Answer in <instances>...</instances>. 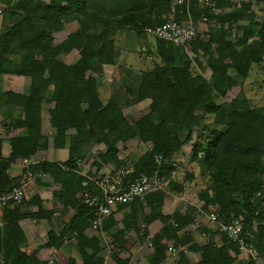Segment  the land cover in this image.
I'll return each mask as SVG.
<instances>
[{
  "label": "trees",
  "instance_id": "16d2710c",
  "mask_svg": "<svg viewBox=\"0 0 264 264\" xmlns=\"http://www.w3.org/2000/svg\"><path fill=\"white\" fill-rule=\"evenodd\" d=\"M171 3L0 0V76L29 81L24 93H0V193L25 189L28 176L39 173L50 179H37L39 188H59L49 208L38 194H26L19 205L0 207V264H47L39 251L27 250L21 223L51 221L59 213L66 217L62 228L51 229L42 248L66 254L67 264H79L71 247L81 264H130L131 239L150 244L148 264H168L170 248L178 251L175 264H192L187 252L198 255L196 264H257L252 257L240 262L238 245L202 224L210 213L224 224L242 219L247 246L264 257V105L251 106L244 97L228 100L252 77L254 68L264 72V21L258 22L252 10L264 7V0H216L217 12L197 1L188 9L178 7L173 18L180 23L208 21L205 32L183 47L144 33L171 19ZM72 24L77 29L56 45L55 34ZM128 33L156 41L146 58L142 56L151 67L126 69L125 80L104 102L95 74L126 60L121 45ZM73 54L77 59L66 63L63 58ZM194 65L201 71L206 67L209 77L196 73ZM46 105H52L48 123L55 131L53 147L67 149L69 157L24 167V160L37 157L41 145L49 143L43 130ZM128 143L150 145V150L122 161L118 145ZM90 145L103 146L105 152L94 157L87 151ZM188 145L191 170L182 169V178L175 159ZM83 161L91 162L90 171L125 166L133 171L130 179L158 173L169 184L142 201L115 208L96 233L91 227L96 212L81 203L86 191L79 168ZM20 166V174L10 176ZM196 180L201 182L197 199L202 207L166 214L164 199L181 196L185 184ZM117 215L123 217V228H115ZM158 223V232L151 236L147 228ZM196 233L209 239L198 241ZM106 250L109 263L102 257ZM123 252L130 256L122 259Z\"/></svg>",
  "mask_w": 264,
  "mask_h": 264
},
{
  "label": "rangeland",
  "instance_id": "374dc122",
  "mask_svg": "<svg viewBox=\"0 0 264 264\" xmlns=\"http://www.w3.org/2000/svg\"><path fill=\"white\" fill-rule=\"evenodd\" d=\"M235 2H240L242 0H234ZM0 9H2V5H0ZM253 12L255 14L256 20L258 22H263L264 21V7L259 6V7H253ZM242 24H247V21L242 22ZM1 26H2V17L0 14V32H1ZM77 29L76 24L72 25H67L66 31L60 34H55V44L58 45L61 42H63L67 35L74 32ZM206 26L203 24L202 26V31L205 32ZM127 36V37H126ZM122 47L124 49V52L126 54V60H123L124 62H121L118 66L116 67H103L101 72L98 74H95L96 77L99 78V83H100V89L99 93L101 96L102 101H106L107 97H110L111 94L115 92L116 87H120V83L125 80L127 74H126V69L131 68L133 70H136V67L139 70H145V69H150V64H147L149 61L147 60H142L146 58L148 51H150V48H152V44H155V40L151 38H145L142 37L140 39L135 36L134 33H128L127 35L124 36L122 40ZM142 52V55L139 56V53ZM135 53L136 56L133 54ZM145 56L144 58L142 56ZM191 58H194L192 54H189ZM66 63L70 64L73 61L77 59L75 54L64 57L63 58ZM150 60V58L148 59ZM136 65V67H135ZM135 67V69L133 68ZM194 69L196 73H202L205 78H208L210 75V71L204 67L202 71L197 70L196 66L194 65ZM29 86V81L26 79H23L21 77L17 76H0V93L4 94L5 92H18V93H24L27 91ZM244 94V95H243ZM237 97H244L249 101L251 106L254 107H260L264 105V72L263 71H257L256 68L252 70V77L247 80L241 87H238L234 89L228 96V100L231 101L234 98ZM221 102V101H220ZM52 108V105H46L43 108V130L44 133L47 135L49 138V143L47 147L45 146L44 148V143L41 145V152L42 154L39 155V159H43L46 157H52V155L58 154L59 160L60 161H67L69 155L68 151H57L58 149H55L53 147V137L55 134V131L52 130L50 127V124L48 123L49 119V110ZM3 118L1 117L0 113V127H2V122ZM0 132L3 134V130L1 129ZM120 148V159L122 161H131L135 157V155L141 156L142 154L148 152L150 150V145H144V144H133V143H128L126 145H118ZM60 150V149H59ZM192 147L190 145L186 146L183 148L182 153L178 158L175 159V165H176V171H178L179 177H182L181 174H185L182 172V169H185L186 172H189L191 170L190 165L188 164L189 156L191 153ZM87 151H91L92 155L96 157L98 154H102L105 152V148L103 146H92L87 149ZM92 156V157H93ZM94 157L92 159H94ZM40 159V160H41ZM31 161L37 162V159H31ZM91 162L89 161H83L82 164L80 165L81 172H87L90 170ZM111 170L109 168H104L103 171H108ZM115 170V169H114ZM113 171V170H112ZM180 172V173H179ZM182 174V175H183ZM183 178V177H182ZM49 177L47 182H49ZM201 182L196 180L194 183H186L184 191L182 192V195H176V194H171L168 195L164 199V212L166 214H171L173 213L176 209L178 210H185L189 206H194L197 208L202 207V203H200L197 199V192L199 190V185ZM59 189L57 186H51L49 189H46L45 191L41 190L43 193L44 200H49L51 199V195L53 191H58ZM26 194H32L37 192V188L35 185L30 184L25 188ZM122 216L117 215L116 220L119 223V226L115 227L116 229L123 228L122 222ZM141 218V217H140ZM203 219V218H202ZM202 224L207 225V220H201ZM140 227L142 230L143 228V222L139 221ZM158 224H153L151 225L148 229L149 233L151 236H153L155 233L158 232ZM34 228H32V232H34L33 236V243L34 244H39L42 243V239L44 238V232L41 231V227L39 225L33 224ZM198 226V225H196ZM35 237V238H34ZM196 239L198 241L205 240L202 238L200 235H195ZM41 239V240H40ZM40 240V241H39ZM33 244V245H34ZM35 247V246H34ZM127 247H130V249L134 248L136 251V254H133V257L131 258V263L130 264H148V257L147 255L151 251V246L148 242H145L144 244H141L140 242L135 241L134 239H131ZM73 255H76V259L79 264H81V259L78 256V254L75 253V250L70 251ZM109 250H106L103 254L102 257L108 258L109 255ZM189 260L191 261L192 264H196L199 261L198 255H194L193 253L187 252L186 253ZM129 257L128 253L123 252L121 253V258L122 259H127ZM241 257L243 258L241 260ZM68 257L65 256V254H62L60 256H57L54 258L52 264H67L68 262ZM109 259V258H108ZM107 259V261H108ZM174 259V258H173ZM173 259H167L168 264H175L177 261V258ZM248 258L244 255H241L239 257L240 262H246ZM109 263V261H108ZM239 263V262H238Z\"/></svg>",
  "mask_w": 264,
  "mask_h": 264
},
{
  "label": "built area",
  "instance_id": "2783aa9c",
  "mask_svg": "<svg viewBox=\"0 0 264 264\" xmlns=\"http://www.w3.org/2000/svg\"><path fill=\"white\" fill-rule=\"evenodd\" d=\"M191 1H197L205 8L217 12L216 0H172L171 3V19L163 26L147 27L144 33L148 36L155 37L159 40L172 43L176 46H186L195 42L200 33H202L203 24L208 23L206 18H203L201 24H195L191 19L184 22L174 20L173 15L178 7H187ZM156 161L159 163L161 157ZM34 161L24 160V167L32 165ZM82 163H79V167ZM81 174L86 178V191L84 192L81 203L95 210V218L91 221L92 230L96 233L100 231L107 217L112 211L121 205L131 204L136 200H143L147 195L165 189L169 181L155 173L152 177L144 174H137L135 178L130 179L132 169L122 166L115 170L108 171H82ZM37 179L47 181L48 176L42 173L32 175L27 178V185L34 183ZM26 196L25 189H12L5 193H0V207L19 205L23 202ZM207 228L209 230L218 231L228 237L230 243L237 244L241 255L247 258L252 257L257 264H264V257H260L256 249L246 244L244 233L243 220H233L228 223H223L214 213L206 216ZM202 238L209 239V235H202ZM178 256V251L174 248L168 250V260L175 259ZM173 259V260H174ZM50 261L49 264H52Z\"/></svg>",
  "mask_w": 264,
  "mask_h": 264
},
{
  "label": "crops",
  "instance_id": "0c3cea01",
  "mask_svg": "<svg viewBox=\"0 0 264 264\" xmlns=\"http://www.w3.org/2000/svg\"><path fill=\"white\" fill-rule=\"evenodd\" d=\"M243 25V24H242ZM244 25H246V24H244ZM197 69V68H196ZM201 71V70H200ZM15 93H18V92H15ZM67 151V149H62V150H57V151ZM40 154H42V153H39L38 155H37V157H35L34 159H37V162H39V161H50V162H65V161H60L59 160V157H58V154H56V156L55 155H52V157H46V158H43V159H39V155ZM35 162V161H34ZM23 167V166H22ZM22 167L20 166V167H14V169L10 172V176H12V177H16V176H18L19 174H20V171L22 170ZM47 182V181H46ZM32 184V183H31ZM30 185V184H29ZM33 185H35V187L37 188V192H35V193H32V194H29V196H31V195H34V194H38L40 197H41V199L43 200V202H44V204H45V206L47 207V208H49V207H51V204H53V202H54V196H53V193H54V191L52 192V195H51V199H49V200H44V197H43V192L41 191V190H43V191H45L46 189H49L50 187H46V188H39L35 183H33ZM53 186H55V185H53ZM58 188V187H57ZM59 189V188H58ZM65 219H66V217H64V218H62V216H61V214L59 213L58 215H54L52 218H51V221H43V222H41V223H37V222H35V221H29V220H26V221H24V222H22L21 223V226H22V228H23V230H24V232H25V235H26V238H27V245H26V247H27V250L29 251V252H33V251H39V258H40V260L41 261H44V262H46L47 264H49L50 263V261H53L54 260V258H56L57 256H60V255H62V254H64V253H62V252H56V251H54V250H48V249H43L42 248V246H43V244H45L46 243V241H47V233L51 230V229H54L55 231H60L61 230V228H62V225H63V221H65ZM33 224H35V225H39L40 227H41V231L42 232H44V238H41L43 241H42V243H39V244H34L33 243V236H34V232H32L31 230H32V228H34V226H33ZM35 238V237H34ZM40 239V240H41ZM39 240V241H40ZM67 243V242H66ZM72 243V242H71ZM70 242L69 243H67V246L69 245V244H71ZM34 244V245H33ZM35 246V247H34ZM128 248H130V247H128ZM71 249L73 250V247H71ZM136 251H137V249L135 250L134 248H132V249H130V252H131V256L133 257V254L135 255L136 254ZM129 256H130V254H128ZM65 256H67L66 254H65ZM68 257V256H67ZM243 258L241 257V260H242Z\"/></svg>",
  "mask_w": 264,
  "mask_h": 264
}]
</instances>
